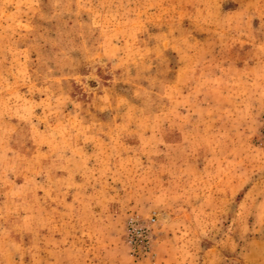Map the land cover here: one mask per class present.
I'll list each match as a JSON object with an SVG mask.
<instances>
[{
    "label": "rangeland",
    "instance_id": "1",
    "mask_svg": "<svg viewBox=\"0 0 264 264\" xmlns=\"http://www.w3.org/2000/svg\"><path fill=\"white\" fill-rule=\"evenodd\" d=\"M0 264H264V0H0Z\"/></svg>",
    "mask_w": 264,
    "mask_h": 264
}]
</instances>
